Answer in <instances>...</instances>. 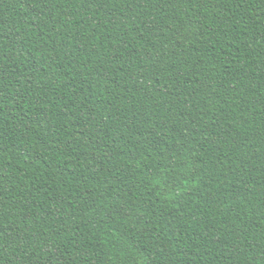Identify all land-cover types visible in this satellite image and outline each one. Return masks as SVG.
<instances>
[{"label": "trees", "instance_id": "trees-1", "mask_svg": "<svg viewBox=\"0 0 264 264\" xmlns=\"http://www.w3.org/2000/svg\"><path fill=\"white\" fill-rule=\"evenodd\" d=\"M0 264H264V0H0Z\"/></svg>", "mask_w": 264, "mask_h": 264}]
</instances>
